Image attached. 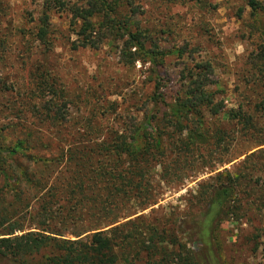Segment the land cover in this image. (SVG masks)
Returning a JSON list of instances; mask_svg holds the SVG:
<instances>
[{"label": "rangeland", "instance_id": "rangeland-1", "mask_svg": "<svg viewBox=\"0 0 264 264\" xmlns=\"http://www.w3.org/2000/svg\"><path fill=\"white\" fill-rule=\"evenodd\" d=\"M47 1L0 0V128L6 130L0 144H16L30 136L31 145L21 164L42 172L38 177L44 183L60 186L70 177L67 165L71 156L77 152L84 156L95 137L129 131L130 124L143 121L146 114L165 113L189 76L197 73V64L208 62L213 67L209 92L223 102L224 119L216 131L224 140L210 156L205 153L210 149L193 153L194 162L183 166L179 179L170 182L161 167L154 170L151 181L158 184L161 199L142 214L161 211L156 217L177 228L190 218V200L200 184L210 186L218 174L239 172L245 158L255 154L241 171L247 179L239 188L246 194L241 196L244 207L239 217L222 224L219 244L221 264H264L263 215L252 201H264V78L255 68L262 39L249 0H134L137 14L131 15L128 8L123 12L131 15L134 28L147 30L165 53L157 68L143 62L124 64L119 43L106 42L96 50L74 49L78 38L68 7L79 0H60L68 5L66 11L54 5L51 47H45L36 35ZM41 75L49 76L55 88L64 91L67 108L61 126L43 125L38 120L35 108L40 100L34 89ZM157 83L165 98L158 105L151 99ZM237 112L252 118L248 128L232 117ZM254 185L256 193L251 195ZM2 210L11 216L21 210L25 224L31 222L13 196L0 202ZM182 230L186 232L184 227Z\"/></svg>", "mask_w": 264, "mask_h": 264}, {"label": "trees", "instance_id": "trees-1", "mask_svg": "<svg viewBox=\"0 0 264 264\" xmlns=\"http://www.w3.org/2000/svg\"><path fill=\"white\" fill-rule=\"evenodd\" d=\"M53 3L47 1L37 22L36 38L47 48L51 47L54 5L62 11L68 7L60 0ZM134 6V0H79L69 6L78 38L74 49L96 50L106 42L119 43L124 64L160 66L165 53L147 30L134 28L130 18L137 14ZM248 6L261 25L262 44L255 68L264 78V2L249 0ZM127 8L131 15L123 12ZM196 70L182 93L166 105L165 113L146 114L143 121L132 122L129 131L95 137L84 156L79 152L71 156L70 177L60 186L44 183L37 169L21 164L31 145L30 136L16 144H0V202L13 196L31 220L25 224L21 210L14 216L8 210L0 211V264H221L219 231L222 224L239 217L244 207L241 196L246 194L239 188L247 179L241 171L255 154L245 158L239 172L218 174L210 186L200 184L190 200V218L177 223V228L156 217L161 211L142 214L161 199L158 184L151 181L154 170L161 167L172 182L179 179L183 166L194 162L193 153L210 149L205 152L210 156L224 140L216 131L224 119L223 102L209 92L213 67L201 62ZM55 85L49 76L36 78L34 93L40 101L35 109L40 123L58 127L67 104L64 91ZM151 99L157 105L165 102L159 83ZM232 117L246 128L252 124L245 113ZM5 132L0 128V139ZM255 189L251 187V195ZM252 201L264 222V201Z\"/></svg>", "mask_w": 264, "mask_h": 264}]
</instances>
